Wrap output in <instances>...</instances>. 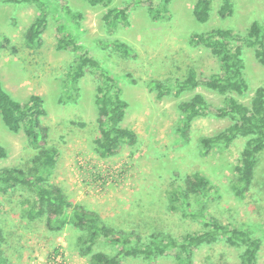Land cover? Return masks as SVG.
I'll use <instances>...</instances> for the list:
<instances>
[{
	"label": "rangeland",
	"instance_id": "374dc122",
	"mask_svg": "<svg viewBox=\"0 0 264 264\" xmlns=\"http://www.w3.org/2000/svg\"><path fill=\"white\" fill-rule=\"evenodd\" d=\"M48 10L47 29L38 46L28 48L24 33L38 15L32 5L0 3V35L11 40L15 53L0 52V81L19 102L32 94L41 96L47 115L42 119L49 137L47 146L57 149L56 165L48 183L59 188L72 204L83 203L95 212L103 224L126 233L138 234L147 243L154 233L181 239L203 228L182 211H172L171 194L184 188L186 177L200 172L215 186L217 195L207 204V215L230 227H250L262 240L257 264H264V152L258 158L250 189L238 198L235 168L245 140L238 139L227 149L201 150L199 139L212 136L230 123L213 116L196 120L189 141H178L181 117L177 105L200 93L213 107H221L223 98L203 87L179 97L158 100L148 87L150 80L167 84L182 80L189 68L207 77L218 71L216 61L202 46L190 44V36L213 28L244 33L256 21L264 24V0H231L233 13L221 19L220 2L211 0L210 17L197 22L192 13L196 0H172L155 18L146 0H112V6H128V24L110 29L102 21L105 9L90 7L85 0H64L78 22L62 11L59 0H40ZM157 4V0L154 2ZM153 16V17H152ZM66 25V31L59 28ZM74 37L91 57L99 61L116 80L122 98L128 104L122 125L138 137L134 147H124L117 155L101 158L96 152L98 138L94 105L95 75L88 73L80 82V93L67 98L65 82L77 53L58 51L57 40ZM119 40L132 50L124 58L111 50L108 42ZM100 43H105L101 47ZM244 77L249 89L246 96H234L248 105L253 92L264 88V66L252 49H244ZM132 81L134 83H132ZM0 146L7 157L0 160V171L17 167L28 170L36 150L22 131L11 133L0 118ZM35 195L14 187L0 194L1 264H89L81 255L80 240L85 232L70 224L61 232L49 231L44 219L29 220ZM191 212L199 204L189 196ZM95 251L113 253L104 240ZM241 250L223 241L194 250L193 264H240ZM122 264H175L172 253L153 261L126 259Z\"/></svg>",
	"mask_w": 264,
	"mask_h": 264
},
{
	"label": "trees",
	"instance_id": "16d2710c",
	"mask_svg": "<svg viewBox=\"0 0 264 264\" xmlns=\"http://www.w3.org/2000/svg\"><path fill=\"white\" fill-rule=\"evenodd\" d=\"M85 1L90 7L100 6L105 9L102 21L106 27L115 29L128 24V6L115 8L112 6V0ZM171 1L157 0L155 4V0H146V3L151 15L157 18ZM218 1V17L225 19L231 16V0ZM0 3L27 4L36 8L38 15L24 33V44L28 48L38 46L47 29L46 4L40 0H0ZM211 3V0H196L192 13L197 22L208 21ZM57 5L62 7L64 13L77 20L76 25L83 19L82 14L73 13L64 0H59ZM65 28L66 25H62L59 29L64 32L67 30ZM190 44L202 46L209 51L218 65V71L203 77L193 68H189L182 80L173 84L150 80L148 87L155 92L158 100L165 97L177 98L182 93L192 92L198 87L223 98L222 106L217 108L210 105L200 93H193L188 100L179 102L177 108L181 123L177 137L179 142L187 143L193 123L202 117L228 119L230 123L227 127L212 136L201 137L199 144L201 150L206 153L214 148L227 149L238 139L245 140L239 165L235 168L237 181L233 186L235 195L241 198L250 189L258 158L264 152V88L255 89L248 105L239 102L234 96H246L249 89L243 72L244 49H252L255 59L264 66V24L254 21L244 33L227 28H213L204 33L192 34ZM98 45L103 47L105 43ZM107 45L124 58L131 56V48L124 42L114 40ZM11 46L9 37L0 35V52L15 53ZM55 49L77 53L65 82L69 100L78 97L80 82L86 74L95 75L94 105L99 136L94 143L98 155L101 158L112 157L124 147L136 146L137 135L132 129L122 125L128 104L123 100L121 89L111 73L102 67L99 61L84 52L83 47L78 45L72 36L59 38ZM46 115L41 96L32 94L25 102L16 101L0 81V118L4 126L14 134L22 131L29 146L36 150L33 166L28 170L11 167L0 171V194H6L14 187L25 188L35 195L32 208L27 213L29 220L44 219L48 230L58 233L68 224L85 232V236L80 240V251L89 264H122L129 258L153 261L170 253L175 264H193L194 250L220 241L241 250L240 264H257L262 247L261 238L256 236L254 229L250 227H230L207 215V204L216 197L217 192L208 178L198 171L186 177L184 188H177L172 192L170 210L182 211L191 218L200 220L203 228L194 233H187L179 240L159 232L152 234L149 241L144 243L138 234L126 233L103 224L99 216L83 203H70L59 188L47 184L56 165L57 149L47 146L49 133L47 127L42 124ZM6 157V150L0 146V160ZM190 195L199 204L196 212H191ZM100 240H104L107 246L113 248L112 254L95 251V245ZM1 262L0 259V264Z\"/></svg>",
	"mask_w": 264,
	"mask_h": 264
}]
</instances>
